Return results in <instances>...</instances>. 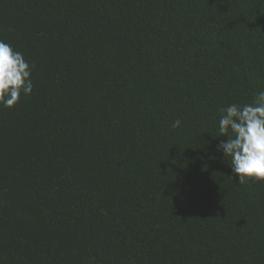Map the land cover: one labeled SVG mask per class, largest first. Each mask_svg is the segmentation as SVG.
Listing matches in <instances>:
<instances>
[{
	"label": "trees",
	"instance_id": "obj_1",
	"mask_svg": "<svg viewBox=\"0 0 264 264\" xmlns=\"http://www.w3.org/2000/svg\"><path fill=\"white\" fill-rule=\"evenodd\" d=\"M0 40L34 66L0 107V264H264V180L217 150L264 90V0H0Z\"/></svg>",
	"mask_w": 264,
	"mask_h": 264
},
{
	"label": "clouds",
	"instance_id": "obj_2",
	"mask_svg": "<svg viewBox=\"0 0 264 264\" xmlns=\"http://www.w3.org/2000/svg\"><path fill=\"white\" fill-rule=\"evenodd\" d=\"M32 67L21 52L0 40V107L12 108L22 95L32 93ZM219 112V137H227V141H221L217 150L230 157L240 184L248 179L264 180V90L250 103H232ZM180 125L178 119L172 127Z\"/></svg>",
	"mask_w": 264,
	"mask_h": 264
}]
</instances>
